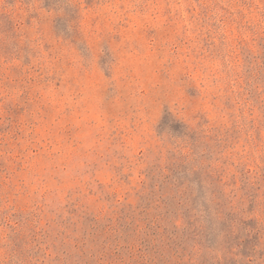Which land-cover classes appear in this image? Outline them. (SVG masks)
Returning a JSON list of instances; mask_svg holds the SVG:
<instances>
[{"label": "rangeland", "instance_id": "rangeland-1", "mask_svg": "<svg viewBox=\"0 0 264 264\" xmlns=\"http://www.w3.org/2000/svg\"><path fill=\"white\" fill-rule=\"evenodd\" d=\"M0 264H264V0H0Z\"/></svg>", "mask_w": 264, "mask_h": 264}]
</instances>
